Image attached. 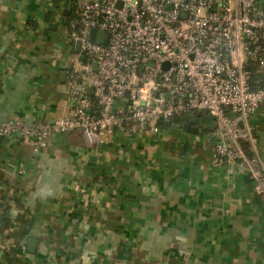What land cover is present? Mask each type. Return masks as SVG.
<instances>
[{"label":"crops","instance_id":"1","mask_svg":"<svg viewBox=\"0 0 264 264\" xmlns=\"http://www.w3.org/2000/svg\"><path fill=\"white\" fill-rule=\"evenodd\" d=\"M71 18L70 0H0V124L71 107ZM251 125L264 158V104ZM187 126L52 134L38 149L0 136V264H264V197Z\"/></svg>","mask_w":264,"mask_h":264},{"label":"built area","instance_id":"2","mask_svg":"<svg viewBox=\"0 0 264 264\" xmlns=\"http://www.w3.org/2000/svg\"><path fill=\"white\" fill-rule=\"evenodd\" d=\"M70 8L65 46L80 41L65 68L71 107L52 122L2 123L1 137L33 140L36 149L67 132L108 142L115 131L155 134L166 120L210 115L214 164L245 167L264 197L251 125L264 86L249 82L251 64L264 68L260 0H70Z\"/></svg>","mask_w":264,"mask_h":264},{"label":"trees","instance_id":"3","mask_svg":"<svg viewBox=\"0 0 264 264\" xmlns=\"http://www.w3.org/2000/svg\"><path fill=\"white\" fill-rule=\"evenodd\" d=\"M249 82L251 84V86L253 88H258V87H262L264 86V68L260 67L256 62H254L253 64L250 65V79H249ZM201 119V122H202V126H204V132L207 131V125H206V122L203 120V118H199L198 119V122H197V125L199 126V129H200V121ZM172 122L175 121L179 124V126L181 128H184L185 125L189 124L190 122V118H187V117H177V118H174V119H171ZM5 207L3 208V214H2V217L5 216Z\"/></svg>","mask_w":264,"mask_h":264},{"label":"water","instance_id":"4","mask_svg":"<svg viewBox=\"0 0 264 264\" xmlns=\"http://www.w3.org/2000/svg\"><path fill=\"white\" fill-rule=\"evenodd\" d=\"M95 35H96V30L95 29H92L91 32H90V39L91 40H94ZM99 35L102 38L100 41H103V39L105 38V33L104 32H100ZM79 45H80V41L79 40H76L75 41V46H74V50L75 51H78ZM94 68H95V65H94ZM199 116L200 115L197 114L194 118H191L190 119V122H189V124H188V126L186 128L189 132H191V133H197L199 131V126L197 125ZM203 120L206 123H211V116L210 115H204L203 116Z\"/></svg>","mask_w":264,"mask_h":264},{"label":"rangeland","instance_id":"5","mask_svg":"<svg viewBox=\"0 0 264 264\" xmlns=\"http://www.w3.org/2000/svg\"><path fill=\"white\" fill-rule=\"evenodd\" d=\"M199 123H200V132H201V133H204V126H202L201 119H200ZM161 126H162V125H161Z\"/></svg>","mask_w":264,"mask_h":264}]
</instances>
